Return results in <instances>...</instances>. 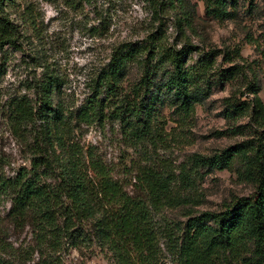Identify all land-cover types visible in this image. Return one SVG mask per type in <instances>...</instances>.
Listing matches in <instances>:
<instances>
[{"label":"trees","instance_id":"16d2710c","mask_svg":"<svg viewBox=\"0 0 264 264\" xmlns=\"http://www.w3.org/2000/svg\"><path fill=\"white\" fill-rule=\"evenodd\" d=\"M151 3L155 20L172 8L176 13L174 42L160 25L141 41L118 45L94 73L90 95L80 105L66 99L64 83L49 74L34 85V97L9 101L12 128L24 133L32 157L13 177L0 175V207L10 204L7 219L17 229L31 228L37 245L21 252L0 232V264H26L36 252L38 264H65L60 253L66 246L87 243L106 251L114 264H163L165 258L171 264H264V102L257 75L239 63L244 59L238 49L193 44L187 35L194 30L190 0ZM239 3L205 0L206 14L220 22L237 20ZM41 24L33 0H0V61L7 49L24 51L42 40ZM3 67L2 62L0 76ZM239 80L246 82L251 99L234 94L224 100V112L230 121L249 119L235 129H247L250 139L210 156L194 154L177 171L147 159L139 162L136 194H129L104 161L77 140L84 126L113 124L136 148H166L195 127L198 107L216 87ZM166 110L177 117L176 136V128L167 130ZM202 170L235 173L255 192L218 211L197 213ZM173 209L183 210L185 219L158 220Z\"/></svg>","mask_w":264,"mask_h":264},{"label":"rangeland","instance_id":"374dc122","mask_svg":"<svg viewBox=\"0 0 264 264\" xmlns=\"http://www.w3.org/2000/svg\"><path fill=\"white\" fill-rule=\"evenodd\" d=\"M76 8H68L62 3H48L33 0L42 21V40H33L24 51L7 49L3 55V73L0 76V175L13 177L21 167L29 166L32 157L24 133L14 132L8 115L9 101L21 95L34 97L33 87L46 75L58 76L64 83L66 99L80 105L90 95L91 79L104 66L113 50L124 42H137L162 25V29L174 42L175 12L161 14L155 20L151 0H74ZM251 0H240V14L237 20L220 22L206 14L205 0H190L194 12L193 31L187 32L194 45L209 48H229L241 51V65L252 67L261 86L260 96L264 102V0H256L248 13ZM180 39V38H179ZM198 55L194 56L197 59ZM0 61V63H2ZM251 75V73H249ZM246 82L239 80L224 87H216L213 95L197 109L196 125L187 136L171 140L166 148L158 146L147 149L136 148L127 143L118 126H91L82 128L77 140L85 148L92 149L113 171L133 195L136 186V165L153 161L157 167L165 164L171 170L187 163L194 154L210 156L232 145L250 139L247 129L237 133L236 127L248 123V118L230 121L225 116L224 100L234 94L238 99L249 100ZM237 91V92H236ZM243 98H242V94ZM167 130L179 128L176 116L165 111ZM245 131V132H244ZM28 133V132H27ZM172 139V138H171ZM147 153V156H146ZM149 154V155H148ZM167 161V162H166ZM135 167V168H134ZM197 198L200 206L197 213L218 211L224 203L236 197H249L255 188L229 171H201L198 179ZM10 204L0 207V232L6 241L21 252L36 249V235L29 227L15 228L6 215ZM183 210H168L158 220H184ZM65 264H114L111 256L95 243L83 244L79 248L66 246L60 253ZM40 255L36 252L26 264H38ZM163 264H171L165 258Z\"/></svg>","mask_w":264,"mask_h":264}]
</instances>
